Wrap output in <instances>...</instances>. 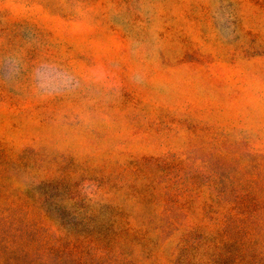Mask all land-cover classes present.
<instances>
[{
    "label": "rangeland",
    "instance_id": "obj_1",
    "mask_svg": "<svg viewBox=\"0 0 264 264\" xmlns=\"http://www.w3.org/2000/svg\"><path fill=\"white\" fill-rule=\"evenodd\" d=\"M0 264H264V0H0Z\"/></svg>",
    "mask_w": 264,
    "mask_h": 264
}]
</instances>
